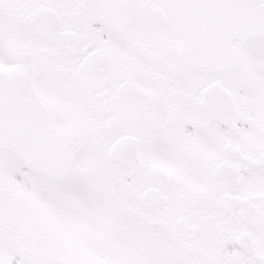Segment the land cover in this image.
Wrapping results in <instances>:
<instances>
[{
  "label": "snow or ice",
  "instance_id": "snow-or-ice-1",
  "mask_svg": "<svg viewBox=\"0 0 264 264\" xmlns=\"http://www.w3.org/2000/svg\"><path fill=\"white\" fill-rule=\"evenodd\" d=\"M0 264H264V0H0Z\"/></svg>",
  "mask_w": 264,
  "mask_h": 264
}]
</instances>
